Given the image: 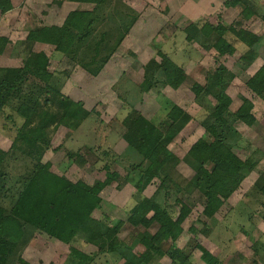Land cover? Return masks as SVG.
<instances>
[{
    "label": "rangeland",
    "instance_id": "1",
    "mask_svg": "<svg viewBox=\"0 0 264 264\" xmlns=\"http://www.w3.org/2000/svg\"><path fill=\"white\" fill-rule=\"evenodd\" d=\"M227 1L0 0V77L15 82L5 89L8 97L0 107V217L12 208L20 182L35 165L31 157L37 162L40 152L49 173L97 187L98 199V207L88 211L94 225L86 237L78 233L65 242V224L61 239L32 228L8 247L1 240L10 239L1 235L4 264H144L141 254L158 225L135 226L128 220L143 199L158 203L173 220L182 205L189 210L175 241L149 247L145 264H264V99L247 86L264 65V0H243L246 8ZM64 23L62 43L51 30ZM210 29L215 31L205 36ZM241 31L258 39L252 47L236 36ZM219 32L230 44L224 55L214 48ZM161 53L181 68L182 83L177 89L163 82L141 89L144 69L160 62ZM153 68L149 76L155 73L161 80ZM219 68V85L231 100L229 115L247 100L254 124L227 120L225 147L247 167L238 188L208 217L197 178L212 171L206 159L212 155L201 151L195 156L191 148L215 140L209 127L216 101L208 87ZM15 69H23L16 80L9 72ZM61 98L89 113L79 127L71 129L68 119L58 122ZM173 106L188 115L167 143L179 163L167 162L163 184L153 178L136 186L134 169L141 157L121 137L123 122L133 109L166 133ZM32 138L37 140L32 143ZM62 210L53 215L63 218ZM151 217L153 211L146 214ZM26 220L21 224L34 226Z\"/></svg>",
    "mask_w": 264,
    "mask_h": 264
},
{
    "label": "trees",
    "instance_id": "2",
    "mask_svg": "<svg viewBox=\"0 0 264 264\" xmlns=\"http://www.w3.org/2000/svg\"><path fill=\"white\" fill-rule=\"evenodd\" d=\"M237 4H241L243 8H246L243 0L227 1V5L230 6H236ZM64 25L65 23L61 27L62 29L56 27L51 30L53 37H57V40L62 43L63 41L61 38H63L65 42V30L63 31V29H65ZM214 31V29L206 31L205 36ZM242 32L243 31L236 32V36L241 37L240 40L242 43L252 47L253 40L258 39ZM35 34L33 36H35ZM218 34L219 39L218 42L215 43L214 48L218 54L224 55L227 53L230 44H228L223 37L224 32H219ZM3 41L4 39H0V50ZM96 60V58L92 59V61ZM153 65L154 66H146V69H144L142 74L144 82L139 85L141 89L148 91L152 88L155 82H163L164 85L169 86L172 89H177L180 86L183 81V72L181 68L173 63L167 56L162 54L160 62ZM151 67H154L152 70L153 72H159L161 74V80L158 79L159 76L157 74L155 75V73L153 78L149 76L150 73L148 71H150ZM145 70L147 71L145 72ZM9 72H12L13 75L15 74L16 80L18 76L21 75L20 73L23 72V69H15L14 71ZM221 72L222 70L219 68L212 73L213 79L215 76H217V78L215 81L212 79L208 87L212 91L216 101L212 113L215 117V121L209 127V132L213 136L215 135V140L212 141L211 144L199 142L191 148V152L195 156L201 151H210L212 155L206 158L211 161L214 166L212 171L209 173L206 171L205 176L197 178V185H201L199 188L203 189L202 195H204L206 200L205 204L208 206L203 212L208 217H212L221 207L222 202H220V200H226L238 188L243 175H245V167H247L246 164L233 154L229 148L225 147L223 135L228 129L227 120L233 117L246 126H252L254 124V118L250 113L252 104L247 100L243 101L241 107L234 114L229 115L228 108L231 100L225 94V87L219 85L221 84L219 83ZM14 84L15 82H12L11 78L5 79L4 77H0V107L8 97V93L5 92V89L13 88ZM247 86L255 95L264 99V65L250 78L247 82ZM61 100L64 102L62 107L63 113L59 115L58 122L60 123L68 119L67 121L73 126H69L72 127L71 129L79 127L89 113L82 109L80 103L74 104L68 98H61ZM166 117L173 122L169 131L166 133L161 132L155 124L145 119L139 111L133 109L123 122L124 130L121 133V137L127 142L129 148H131L132 151L134 150V152L141 157L140 164L134 169L139 174L140 182H137L136 186H141L142 183L148 185L153 178H159L161 184H163L165 178L162 176H168L166 175L168 169L167 162L171 161L172 165L174 164L176 166L179 163V161L175 159L173 153L167 149V143H169L173 137L180 132L188 119V115L179 108L173 106ZM36 132L38 135L40 130ZM36 140L37 139H31L32 143ZM41 154V152L38 154L37 162L36 159L31 157L35 162L33 167L34 171L32 172V169L29 172V175L26 178H23L20 182L22 189L18 190L16 193L15 202L11 206L12 208L6 214H1L0 238L1 235H4L10 239L1 240L6 243L8 247L14 244L12 241L14 242L22 237L27 229L32 230V228L35 230L41 229L51 234L53 237L61 239L63 225L65 224V229H68L67 231L69 234L68 237H65V242L69 241L72 235L82 233L86 237L88 236V232H90V234L92 232L91 228L93 227L94 222L92 218H90L91 214L89 212H92L98 207V199L94 194L97 187H86L79 182L73 184L54 176L47 171V166L40 163ZM160 157H162L163 163L160 161ZM1 159L2 158H0V161ZM202 162L203 160H201L199 165H201ZM2 176H4V174L0 170V178ZM108 183L109 182L107 181L105 185ZM14 184L17 185V181ZM180 192L181 191H179V193ZM60 205H62L63 210L58 208ZM139 209L140 210L137 214L141 213V215H133L128 220L132 225H141L143 227L152 225L153 222L157 223L158 228L147 244L151 249L154 248V246L159 247L160 244L168 240L175 241L181 231L180 224L189 213L187 207L182 205L179 218L173 220L168 216L167 212L163 211L164 209H162L158 203L146 199L141 200ZM59 210L63 211V218L61 216L53 215L54 212L56 213ZM149 211L154 212V218H146V214ZM26 219L34 222V226L26 228L25 225H22L21 223L23 221V223L28 221ZM85 221L89 222V225L85 226ZM73 222L76 224L74 227ZM95 225H97V223H95ZM100 232L99 235H101L103 231ZM148 248L141 254V259L144 264L147 263L150 257V255H147L146 253H152V250H149ZM153 251L156 252L157 250L154 249ZM0 254V264H4L7 258H5L6 254L4 252H0ZM204 255L208 256L207 253ZM206 258L207 257H205V259Z\"/></svg>",
    "mask_w": 264,
    "mask_h": 264
},
{
    "label": "crops",
    "instance_id": "3",
    "mask_svg": "<svg viewBox=\"0 0 264 264\" xmlns=\"http://www.w3.org/2000/svg\"><path fill=\"white\" fill-rule=\"evenodd\" d=\"M126 39H124V41H125ZM143 115V114H142ZM144 116V115H143ZM146 119H147V117H145ZM148 120V119H147ZM80 131V130H79Z\"/></svg>",
    "mask_w": 264,
    "mask_h": 264
}]
</instances>
